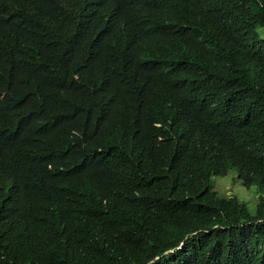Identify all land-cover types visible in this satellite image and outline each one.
I'll list each match as a JSON object with an SVG mask.
<instances>
[{"label":"trees","instance_id":"trees-1","mask_svg":"<svg viewBox=\"0 0 264 264\" xmlns=\"http://www.w3.org/2000/svg\"><path fill=\"white\" fill-rule=\"evenodd\" d=\"M259 28L264 0H0V264H264Z\"/></svg>","mask_w":264,"mask_h":264},{"label":"rangeland","instance_id":"rangeland-1","mask_svg":"<svg viewBox=\"0 0 264 264\" xmlns=\"http://www.w3.org/2000/svg\"><path fill=\"white\" fill-rule=\"evenodd\" d=\"M256 31L259 38L264 41V28H259ZM211 169H213V166H211ZM212 183L213 190L219 196L235 197L240 202H244L252 214L256 212L257 204L259 203L257 186L244 187L237 179V174L234 170H230L225 177L213 175Z\"/></svg>","mask_w":264,"mask_h":264}]
</instances>
